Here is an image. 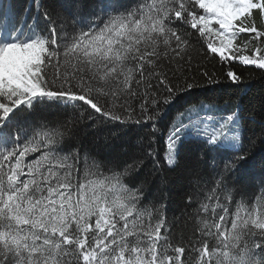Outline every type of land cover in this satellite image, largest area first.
I'll return each instance as SVG.
<instances>
[{"label": "snow or ice", "instance_id": "obj_1", "mask_svg": "<svg viewBox=\"0 0 264 264\" xmlns=\"http://www.w3.org/2000/svg\"><path fill=\"white\" fill-rule=\"evenodd\" d=\"M257 17L264 22V0L0 5V264H264V192L245 199L231 186L249 159L238 111L206 97L167 127L169 168L191 144L211 174L189 171L181 217L144 204L145 182H136L160 159L156 122L198 86L184 77L193 47L185 26L205 56L264 69V47L242 54L264 40ZM225 79L242 82L232 70ZM128 124L150 127L147 148L105 138L98 159L77 143ZM173 228L189 229L187 243L174 245Z\"/></svg>", "mask_w": 264, "mask_h": 264}, {"label": "trees", "instance_id": "obj_2", "mask_svg": "<svg viewBox=\"0 0 264 264\" xmlns=\"http://www.w3.org/2000/svg\"><path fill=\"white\" fill-rule=\"evenodd\" d=\"M129 2V0H125ZM32 4V0H0V5L5 9L12 5L14 10L22 11ZM32 15H35L33 9ZM264 23L257 17V26ZM185 28L193 33L190 36V43L193 45L191 51L192 60L190 65L185 66L184 77L189 82L195 81L198 85L190 92L182 94L172 106L166 110V114L157 121L159 131L155 138H152L151 148L155 150L160 158L158 163L153 165L151 160L146 161L145 167L139 173L137 183L144 181V204L156 203L165 205L164 215L169 221L174 217H181L184 209L185 192L189 190L188 174L191 169L199 168L206 176L211 178L210 168L201 158V153L195 145H185L182 147L178 159V165L169 168L163 160L166 150L167 127L178 111H183L190 103H197L205 100L206 97H214L219 106L227 109V112H236L240 115L242 127L245 129L244 147L249 153V159L243 164L240 171L232 177V184L235 189L246 194L245 199L251 198L253 194L264 192L262 182H264V69L255 65H243L237 60L231 63H221L219 58H212L209 54L205 56L202 47L203 40L199 34L188 26ZM243 40L247 41L250 34H242ZM255 47H264V40L254 42L242 54L252 55ZM228 70L234 71L240 78L239 87L231 85L225 79ZM207 73L212 76L217 83H208ZM208 102V101H205ZM227 114V113H225ZM150 127L143 125L128 124L113 126L109 125L93 143L91 137H80L77 143L82 141L83 149L93 153H99L98 159H102L106 152L101 151V147L108 139L110 143L116 145L125 143V148L131 147L133 151L140 149L141 145L147 148L150 139ZM125 149H121L124 151ZM210 163V162H209ZM241 197H236L239 200ZM191 212L192 209H187ZM172 240L174 245L187 243L190 236L189 229L183 231L172 229ZM187 253L185 254L186 258Z\"/></svg>", "mask_w": 264, "mask_h": 264}]
</instances>
